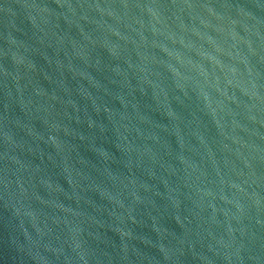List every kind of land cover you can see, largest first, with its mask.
Returning a JSON list of instances; mask_svg holds the SVG:
<instances>
[{"label":"water","instance_id":"95a60500","mask_svg":"<svg viewBox=\"0 0 264 264\" xmlns=\"http://www.w3.org/2000/svg\"><path fill=\"white\" fill-rule=\"evenodd\" d=\"M0 264H264V0H0Z\"/></svg>","mask_w":264,"mask_h":264}]
</instances>
